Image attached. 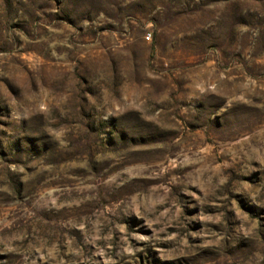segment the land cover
Segmentation results:
<instances>
[{"label": "rangeland", "instance_id": "374dc122", "mask_svg": "<svg viewBox=\"0 0 264 264\" xmlns=\"http://www.w3.org/2000/svg\"><path fill=\"white\" fill-rule=\"evenodd\" d=\"M0 264H264V0H0Z\"/></svg>", "mask_w": 264, "mask_h": 264}]
</instances>
